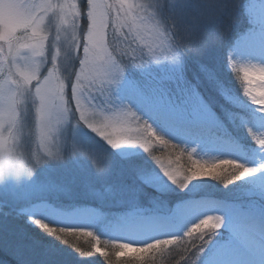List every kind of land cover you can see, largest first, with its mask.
I'll use <instances>...</instances> for the list:
<instances>
[{"label":"rangeland","instance_id":"374dc122","mask_svg":"<svg viewBox=\"0 0 264 264\" xmlns=\"http://www.w3.org/2000/svg\"><path fill=\"white\" fill-rule=\"evenodd\" d=\"M203 1V4H205L204 10L210 21H206V24H202L203 27L198 29L199 39L192 40L182 30L180 35L182 40L188 43L190 47L207 45V49L200 57L189 55L186 58L187 63L194 65L200 59H213L223 79L233 87L237 95L240 92V96L250 102L243 94V81L237 77L234 69L230 68L228 70L224 64V57L226 58L228 49L227 43L232 44L240 41L251 27L246 11L248 0L239 3L237 0H223L226 10L220 13L222 17L220 20H217L216 12L215 15L208 13L213 7L217 9V3L220 4V1ZM53 2H65V0H53ZM67 2L76 3L81 12L78 23L82 28L86 27L87 0H67ZM108 2L111 3L112 0H108ZM150 2H154V0H126L127 4L133 5L130 11L133 16L138 14L136 5ZM225 11H227V15ZM192 13L193 11L190 10L184 12L179 19L180 25H191L198 20L199 22L200 20H206L202 16V11L197 10L193 22L191 19ZM225 16L227 17L224 19ZM236 19H239L242 23L239 22L240 25L234 23ZM202 21L201 23H203ZM57 22L54 17L50 29L53 34ZM242 25L244 26L242 31L233 34L237 26ZM224 33L228 35L223 38ZM132 47L136 48V45H132ZM140 47L143 48L142 52L132 51L128 58L131 59L133 56L138 59L141 57L144 59L151 58L155 63L157 58L163 62L170 55L168 49L163 46L153 47L152 51H149L144 44H141ZM48 66H50V63L45 66L44 71ZM162 71V67L155 65L142 69L130 67L127 70L126 77L131 81H139L148 75H155ZM33 84H35V81H33ZM206 95L210 100L215 99L210 90H206ZM253 107L259 108L255 105ZM73 110H75L74 101ZM262 113L264 111H259L256 116H264ZM78 116L79 113H76V118ZM144 118L148 119L147 116ZM254 119L255 117H253ZM244 122L248 123L249 127L253 126L248 117H244ZM253 130L264 131V128L254 127ZM72 134V127L69 125L62 134L50 143L40 144L37 141L35 144L30 143L28 145L31 150L40 151L41 153L51 152L63 156L66 159L62 163L52 162L42 166L29 182L16 184L9 180L0 184V252L4 255L8 254L16 264H186V262L191 264V260L195 259L193 254L196 252V248L191 247L192 243L194 242L197 246L203 243L197 238L200 235L199 233L194 234L192 238L182 237L184 244L179 247L172 245L162 251L153 250L144 255L134 250L146 247L145 243H154L153 240L156 238L168 239L170 237L166 236L182 234L186 228L182 223L178 224V220L172 212L173 207L186 203L195 205L199 201L209 199L220 202L221 207L213 208L211 212L224 215L225 223L209 240L208 244L203 247L197 259V264L226 263L229 261L226 260L227 257H235L236 260L251 258L254 264H264V258H261L264 256V241L258 244L246 237L247 233L252 234L254 233L253 229H257L255 228L257 222L264 223V167H261L264 164V150H261V147L253 141L242 124L230 128L224 136H220L218 133L211 134L209 143L201 145L198 148L199 153H192L191 159H189L191 149L187 145H180L177 148H165L159 144L153 145L152 152L154 155H160L165 163L168 159H171L173 161L171 167H179L184 172L196 166L193 161L211 164L218 159L231 158L236 159L237 162L244 164L246 167L258 169L251 175L229 184L227 187H224L225 181L223 174L220 173L221 178L219 180L198 178L192 181L183 191L167 182L166 178L159 174L155 162L138 147L124 146L112 150L94 133L86 129L83 131L78 130L76 132L77 136L87 144L96 150H107L112 153L107 177L104 180H98L94 168L87 160V151L80 146L74 147ZM168 138L172 139L171 143L173 144L180 143V140L171 134ZM77 153L82 157L68 158L70 156L74 157ZM177 154H181L179 161L175 159ZM185 161H189L190 164L185 163ZM127 162L138 163L142 166L143 171L134 178L131 175L133 165ZM181 162L185 166H181ZM204 171L218 170L205 168ZM156 174L160 175L163 184L166 185V190H162L151 183L150 177ZM53 181L60 185L62 190H33V185H48ZM105 184L125 189V194L115 199L103 197L102 201L100 197L92 193L96 189L103 192ZM77 202L90 205L81 204V206H76ZM101 204H103V208H101ZM243 205L248 206L246 208ZM92 210L104 211L105 217L95 224L87 225L92 229L84 230L92 231L94 235L99 237L101 251L109 253L107 258L94 250L92 244H95L96 241L89 243L90 237H81L73 241L81 247L82 251L92 253L91 256L80 257L79 253H76L70 246L62 244L52 236L44 233L28 219L30 215H39L41 212L58 218L67 217L72 213L86 214ZM136 218L146 221L165 220L168 224L167 233L157 234L161 229L158 226L154 232H145L144 238L129 239L126 236L120 237L117 235V232L122 228H127L130 236H132L130 232H137L138 230H133V225H131L133 223L131 221ZM241 223H246L247 227H241ZM207 231L210 232L211 229H207ZM109 236L117 238L112 239ZM134 237L136 236L134 235ZM205 239H208V237L205 236ZM104 241H108V243L105 244ZM121 243H130V247L123 250L114 247V245ZM185 245H187L188 251H185ZM241 252H244L245 256H240ZM117 255L119 260H117Z\"/></svg>","mask_w":264,"mask_h":264},{"label":"snow or ice","instance_id":"6c2138e0","mask_svg":"<svg viewBox=\"0 0 264 264\" xmlns=\"http://www.w3.org/2000/svg\"><path fill=\"white\" fill-rule=\"evenodd\" d=\"M124 3L127 4L126 0H124ZM108 4L111 3L108 2ZM127 6L130 12L133 5L127 4ZM87 9L86 19L91 15L94 25L99 28L106 17L104 4L100 0H94L91 12H89L88 4ZM164 11L168 10L164 9ZM246 11L251 27L240 41L228 44L226 58L224 57V64L228 70L230 68L233 69L235 63L241 62L237 56L238 49L246 50L250 54H257L264 60V0H248ZM54 17L58 22L68 21L71 27L75 28L76 21L81 18V12L77 8L76 3H69L67 0L56 3L53 0H0V94L11 92L21 79L24 81L30 79L38 63L44 62L45 66L51 63V39L53 36L60 34L57 32L58 22L55 25L54 34L50 31ZM112 19L113 13L109 9L107 12L109 28L112 27ZM61 30H64L63 24H61ZM41 31L50 33L47 51L43 57L39 55L37 50V37ZM92 35L94 37L95 33ZM192 49H194L195 54H193V51H186L180 59L175 58L170 53L163 62L158 58L155 63H153V60L149 61L148 66H160L163 71L155 75H148L139 81L128 80L122 68L119 70L112 68L109 74L116 81L117 87L115 91H109L107 104L110 106L104 109L109 113L105 117L106 123L110 130L117 135L119 146H113L116 143L115 141L113 145L103 142L112 150H117L124 146L138 147L155 162L159 169V174H162L167 182L183 190L198 178L219 180L221 178L219 171L205 172L198 170L201 168L217 170L219 165L216 162L202 164L199 161H193L196 166L184 172L179 167L172 168L173 161L171 159H168L167 163H165V160L160 155H154L152 152L154 144H159L165 148H177L180 145H187L191 149V152H189V159H191L192 153H199L198 148L209 143L213 133L224 136L230 128L241 124L247 132L249 128H264V116H256L260 108H254L255 104L243 99L240 96V92L237 95L233 87L220 75L213 59H200L194 65L187 63L186 58L189 55L200 57L207 49V45L192 47ZM246 63L250 66L246 69L247 73L253 76L264 73V62H256L254 64L249 61ZM257 64L260 66L257 67ZM258 78L264 79V75H260ZM36 83L38 82L35 81ZM35 84L32 85L33 88ZM206 90H210L215 99L210 100L206 95ZM125 101L131 105L134 111L124 109ZM36 103L43 108L47 101L42 97ZM32 107L33 104L30 102L28 104L30 114ZM249 109L251 110L250 112L248 111ZM145 116L148 119H145ZM244 117H248L253 124L252 127H249V124L244 122ZM253 117H255L254 120ZM72 133L74 147L80 146L87 151V160L90 161L94 168L96 178L104 180L109 173L112 153L107 150H96L80 139L75 130L72 129ZM169 134L178 138L180 143H171L172 139L168 138ZM98 138L100 139V137ZM55 139L56 137H53L50 142ZM47 143L42 142L41 144ZM181 154L176 155V161L181 159ZM77 157L82 156L77 153L74 157L70 156L68 158ZM230 160L236 159L231 158ZM127 163L133 165L131 175L134 178L143 171L142 166L138 163ZM244 167L245 171L239 174V178L233 177L228 180L223 177L225 181L224 187L249 176L246 175V172L250 167L245 165ZM253 169L252 173L257 171L255 168ZM188 172L191 175H188ZM159 174L150 177L151 183L162 190H166V185L163 184ZM108 186L110 184H105L104 188ZM57 189H61V186L54 181L48 185H33L34 191ZM97 196L103 201L102 195ZM219 207H221L220 202L214 199L199 201L195 205L185 206V208L179 210L180 219L184 226L201 209ZM101 208H103V204H101ZM212 214L215 219L205 220L204 222L205 227L211 229L209 235L216 234L225 223L224 215L215 212H212ZM48 216V214L41 212L39 215H30L28 219L44 233L52 236L62 244L70 246L76 253H79L80 257L91 256L92 253L82 251L81 247L73 243L74 240L70 238V235H64L65 232L69 234L86 233L88 237H94L93 241H96L95 244H92L94 250L106 258L109 257L107 251H101L99 237L94 235L92 231L84 230L92 229L87 225L95 224L97 221L104 219V211L92 210L75 218L58 217L55 220L48 219ZM184 231L182 234L166 236L170 237L168 239L156 238L153 241L155 243L157 239H181L185 237ZM205 236L202 238L198 237L203 242L201 245L197 246L194 242L192 243L191 247L196 248V252L193 254L195 259L191 260V264H197L200 252L208 240L205 239ZM109 237L112 239L117 238L115 236ZM130 243L116 244L114 247L123 250L129 248ZM154 243H145L146 247L137 248L134 251L141 253ZM188 250L187 245H185V251ZM133 258L135 259V257ZM117 260H119L118 255Z\"/></svg>","mask_w":264,"mask_h":264},{"label":"clouds","instance_id":"9594fccd","mask_svg":"<svg viewBox=\"0 0 264 264\" xmlns=\"http://www.w3.org/2000/svg\"><path fill=\"white\" fill-rule=\"evenodd\" d=\"M100 2L105 6L106 17L99 28L94 25L91 15L83 28L78 20L75 28L71 27L68 21L58 22L57 32L60 34L51 39V63L46 71L44 62H40L30 79H21L11 92L0 94V184L9 180L16 184L29 182L42 166L52 162L62 163L66 159L63 156L31 150L28 145L37 141L40 144L50 142L69 125L75 132L86 129L95 133L109 145H113L115 141L113 146L118 147L117 135L110 130L105 120L109 115L104 110L110 106L107 104L108 93L115 91L117 87L116 81L109 73L112 68H122L125 73L130 67L146 68L151 58H128L132 51H143L141 44L147 46L149 51H152L153 47L163 46L177 59L182 58L186 51H193L195 54L194 49L182 40L179 23L180 16L193 7V0H154L148 4L142 3L137 5L138 14L135 16L128 11L124 0H112L111 4H108L107 0ZM93 3L94 0H87L89 12ZM109 9L113 13L111 29L107 21ZM239 22V19L234 20L236 24ZM49 36L48 31H41L37 37V50L42 57L47 51ZM132 45H136V48ZM249 67L246 62H238L233 69L243 81L244 96L252 104L258 105L260 111H264V79L258 78L264 73L253 76L246 72ZM33 81L38 82L34 88ZM42 97L47 101L43 108L36 103ZM30 102L33 104L31 114L28 109ZM123 107L127 111H134L127 101ZM76 113H79L78 118ZM248 132L255 143L264 150V131L249 128ZM215 162L219 165L217 170L223 174L224 179L239 178V174L245 171L244 164H239L236 160L218 159ZM261 167H264V164ZM198 170L204 171L203 168ZM253 171V168H248L246 175H251ZM187 174L191 175L190 172ZM180 190L183 191L182 188ZM125 191L110 185L104 188L103 192L96 189L92 194L115 199L124 195ZM48 219L55 220L57 217L48 216ZM212 219H215V216L210 208L201 209L184 225V236L192 238L194 234L199 233L198 237L202 238L207 235L206 246L215 234L209 235L204 222ZM64 235H70L73 240L88 237L86 233L65 232ZM93 240L94 237L89 243ZM104 243L107 244L108 241ZM183 244L184 241L180 238L157 239L140 254Z\"/></svg>","mask_w":264,"mask_h":264},{"label":"bare ground","instance_id":"6f19581e","mask_svg":"<svg viewBox=\"0 0 264 264\" xmlns=\"http://www.w3.org/2000/svg\"><path fill=\"white\" fill-rule=\"evenodd\" d=\"M237 56H238V58H239V60L241 62H249V61H251L254 64L256 62H264V60H262V58L259 55H257V54H250L248 51L243 50V49H238L237 50ZM259 66L260 65L257 64V67H259ZM254 83H255V81H254ZM257 107H259V106H257ZM262 114H264V113H262ZM185 206H191V204L190 203H186L184 205L183 204H180V205H176L175 207H173L172 212L174 213V217L178 220V224L182 223V221L180 219L179 210L185 208ZM247 206H246V208H247ZM80 215H82V213H77V214L72 213V214H69L67 217L68 218H72V217H77V216H80ZM131 222H133L131 224V225H133L132 226L133 227V230H138L137 231L138 233L136 231H132V232H130L132 236H130L129 235V231H127V228H122V229H120L117 232V235L120 236V237H125L126 236L129 239H133V238H138V239L139 238H144V234H145V232H147V229L146 228L150 227L151 225L155 229H157L156 227H158V226L161 227L160 232L157 233V234H166L167 233V230L166 229L168 228V224L166 223L165 220L157 219V220H154V221H146V220H141V219H137L136 218L135 220H133ZM240 226L241 227H247V225L244 224V223H241ZM256 228L264 231V223L257 222ZM134 235L136 237H134ZM239 255L240 256H245V253L244 252L243 253L241 252ZM230 259H231L232 262L235 261L237 264H243L242 263V260H239V259L236 260L235 257L234 258H230ZM244 263H246V264H254V261L251 258L250 259H244ZM215 264H222V263L221 262H216Z\"/></svg>","mask_w":264,"mask_h":264},{"label":"trees","instance_id":"16d2710c","mask_svg":"<svg viewBox=\"0 0 264 264\" xmlns=\"http://www.w3.org/2000/svg\"><path fill=\"white\" fill-rule=\"evenodd\" d=\"M217 1H220V4H218L217 3V6H218V8L217 9H219V10H217V9H215L214 7L213 8H211V10H209L208 11V13H213V15H215V12H216V15H217V20H220V19H222V17H221V14L220 13H222V11L223 10H226V8H225V5L223 4V0H217ZM238 1V3L240 2V1H243V0H237ZM203 0H193V9L192 8H190L189 10L190 11H193V13H192V15H191V19L193 20V22H194V18H195V16H196V11L197 10H200V11H202V16H203V18H206V20H200V22H199V20L197 21V22H194V23H192L191 25L190 24H184V25H180L181 26V30L186 34V35H188V36H190L191 38H192V40H195V39H199L198 37L200 36V34H199V28H201V27H203V25H205L206 23V21H210L209 20V18H208V16H207V14H206V12H205V4H203ZM238 12H239V10H238ZM225 13H226V15H227V11H225ZM227 16H225L224 17V19L226 18ZM212 19V18H211ZM201 21L203 22V23H201ZM243 21V20H242ZM241 22V21H240ZM228 23V22H227ZM242 23V22H241ZM196 24V25H195ZM203 24V25H202ZM238 25H240V23L238 24ZM244 28V26L242 25V26H240V27H238L237 26V29H236V31L233 33V34H235L236 32H241L242 31V29ZM239 29V30H238ZM185 34H184V36H185ZM232 34V35H233ZM228 34L227 33H224L223 34V38L225 37V36H227ZM186 38V37H185ZM228 44L229 43H227V47H228ZM226 46V45H225ZM186 159V158H185ZM187 160V159H186ZM185 163H189L190 164V162L189 161H185ZM181 166H185V164L184 163H182L181 162V164H180ZM0 264H16V262H14V260L8 255V254H6V255H4L2 252H0Z\"/></svg>","mask_w":264,"mask_h":264}]
</instances>
